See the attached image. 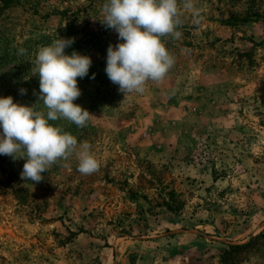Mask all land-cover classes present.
Returning a JSON list of instances; mask_svg holds the SVG:
<instances>
[{
  "label": "rangeland",
  "instance_id": "rangeland-1",
  "mask_svg": "<svg viewBox=\"0 0 264 264\" xmlns=\"http://www.w3.org/2000/svg\"><path fill=\"white\" fill-rule=\"evenodd\" d=\"M263 231L264 0H0V264H264L220 257Z\"/></svg>",
  "mask_w": 264,
  "mask_h": 264
},
{
  "label": "trees",
  "instance_id": "trees-1",
  "mask_svg": "<svg viewBox=\"0 0 264 264\" xmlns=\"http://www.w3.org/2000/svg\"><path fill=\"white\" fill-rule=\"evenodd\" d=\"M166 206L168 208L170 207L167 202H166ZM263 236H264V231L261 234L255 236L253 238H250L247 242H244L241 244H228V245H226V247L220 251L221 261L223 263H226L229 260V258L232 256V253L241 252V251L245 250L246 248L251 247V245H253L255 242H257L258 239L260 237H263Z\"/></svg>",
  "mask_w": 264,
  "mask_h": 264
}]
</instances>
